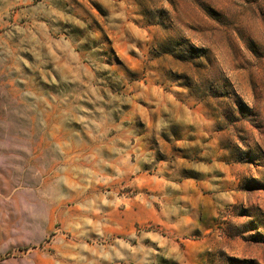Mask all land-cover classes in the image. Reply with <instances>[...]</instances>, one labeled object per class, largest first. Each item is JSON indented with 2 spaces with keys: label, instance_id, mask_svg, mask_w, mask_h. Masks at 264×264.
I'll use <instances>...</instances> for the list:
<instances>
[{
  "label": "rangeland",
  "instance_id": "rangeland-1",
  "mask_svg": "<svg viewBox=\"0 0 264 264\" xmlns=\"http://www.w3.org/2000/svg\"><path fill=\"white\" fill-rule=\"evenodd\" d=\"M0 264H264V0H0Z\"/></svg>",
  "mask_w": 264,
  "mask_h": 264
},
{
  "label": "crops",
  "instance_id": "crops-1",
  "mask_svg": "<svg viewBox=\"0 0 264 264\" xmlns=\"http://www.w3.org/2000/svg\"><path fill=\"white\" fill-rule=\"evenodd\" d=\"M184 220V221H190L191 225L188 224V226H185L184 228H180L181 230L177 231V233H193L195 231L196 228L200 227V219L197 217V216H190L189 217H181L180 219H178V221H181V220ZM188 227V228H187ZM187 228L186 230H183Z\"/></svg>",
  "mask_w": 264,
  "mask_h": 264
}]
</instances>
